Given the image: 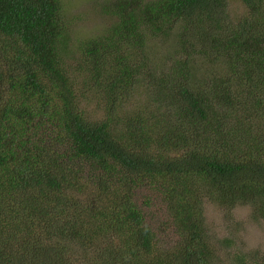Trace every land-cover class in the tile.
I'll use <instances>...</instances> for the list:
<instances>
[{"label": "trees", "instance_id": "1", "mask_svg": "<svg viewBox=\"0 0 264 264\" xmlns=\"http://www.w3.org/2000/svg\"><path fill=\"white\" fill-rule=\"evenodd\" d=\"M238 1L110 0L78 54L59 0H0V264H264L203 211L264 220V0Z\"/></svg>", "mask_w": 264, "mask_h": 264}, {"label": "rangeland", "instance_id": "2", "mask_svg": "<svg viewBox=\"0 0 264 264\" xmlns=\"http://www.w3.org/2000/svg\"><path fill=\"white\" fill-rule=\"evenodd\" d=\"M110 0H59L62 7V16L68 27L70 37L69 51L80 54L83 46L93 39L102 36L105 29L116 22V18L109 13L102 11L103 5ZM230 15H238L242 13V7L238 0H229ZM148 52L152 61L159 63L166 53L159 41H148ZM168 51V49H167ZM70 53H68L69 55ZM66 63V61H65ZM69 63L74 65L72 60ZM142 85L136 87L135 97L129 104L128 108L140 105L144 101L146 94ZM98 97H93L90 93H86L83 104L95 119H101L103 114L101 107H97L96 101ZM139 200L142 202L149 199L147 208H152V214L161 216L163 210L158 206L162 205L160 195L148 188L141 189L138 193ZM206 230L218 247V252L223 256V249H234L235 252H248L261 256L264 254V220L254 217V209L248 204L237 205L232 210H226L214 202L206 201L203 205ZM157 217V220H158ZM171 239L170 233H163L160 242L163 244ZM222 239H228V243L222 245ZM218 243V244H217ZM223 243V242H222Z\"/></svg>", "mask_w": 264, "mask_h": 264}]
</instances>
